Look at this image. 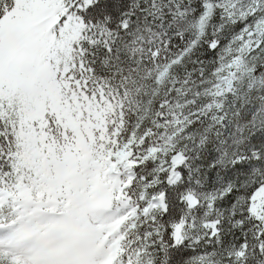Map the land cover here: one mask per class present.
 <instances>
[{
	"label": "snow or ice",
	"instance_id": "obj_1",
	"mask_svg": "<svg viewBox=\"0 0 264 264\" xmlns=\"http://www.w3.org/2000/svg\"><path fill=\"white\" fill-rule=\"evenodd\" d=\"M0 264H264V0H0Z\"/></svg>",
	"mask_w": 264,
	"mask_h": 264
}]
</instances>
